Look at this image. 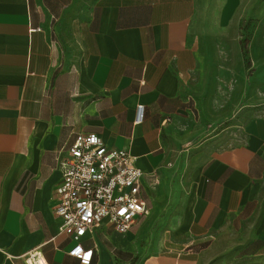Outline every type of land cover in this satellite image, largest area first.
Here are the masks:
<instances>
[{
  "label": "crops",
  "instance_id": "crops-1",
  "mask_svg": "<svg viewBox=\"0 0 264 264\" xmlns=\"http://www.w3.org/2000/svg\"><path fill=\"white\" fill-rule=\"evenodd\" d=\"M200 9L201 0H0V264H25L44 243L49 264H81L59 231L54 190L75 137L90 132L131 153L152 205L126 233L89 232L91 264H190L218 244L264 254V112L231 144L204 138L187 160L179 147L205 133L191 40Z\"/></svg>",
  "mask_w": 264,
  "mask_h": 264
},
{
  "label": "rangeland",
  "instance_id": "rangeland-1",
  "mask_svg": "<svg viewBox=\"0 0 264 264\" xmlns=\"http://www.w3.org/2000/svg\"><path fill=\"white\" fill-rule=\"evenodd\" d=\"M224 3L201 0L193 27L191 40L201 55L198 87L206 82L195 122L203 120L205 133L180 141L184 160L186 149H196L204 138L231 144L246 118L264 112V0H229V11H222ZM151 206L149 199L148 214ZM191 258L190 264H264V254L247 255L219 244Z\"/></svg>",
  "mask_w": 264,
  "mask_h": 264
},
{
  "label": "built area",
  "instance_id": "built-area-1",
  "mask_svg": "<svg viewBox=\"0 0 264 264\" xmlns=\"http://www.w3.org/2000/svg\"><path fill=\"white\" fill-rule=\"evenodd\" d=\"M61 167L54 190L59 231L72 242L68 255L91 264L94 249L84 245L89 232L110 226L126 233L148 214L143 188L148 174L135 165L128 150L107 147L95 132L75 137ZM44 244L27 253L25 264H49L41 250Z\"/></svg>",
  "mask_w": 264,
  "mask_h": 264
}]
</instances>
